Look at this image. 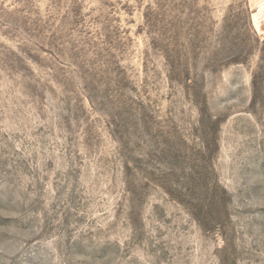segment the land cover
Returning a JSON list of instances; mask_svg holds the SVG:
<instances>
[{"label":"rangeland","instance_id":"1","mask_svg":"<svg viewBox=\"0 0 264 264\" xmlns=\"http://www.w3.org/2000/svg\"><path fill=\"white\" fill-rule=\"evenodd\" d=\"M0 264H264V0H0Z\"/></svg>","mask_w":264,"mask_h":264}]
</instances>
